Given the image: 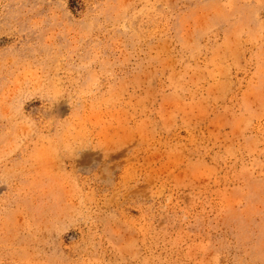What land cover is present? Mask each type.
Returning a JSON list of instances; mask_svg holds the SVG:
<instances>
[{
    "label": "rangeland",
    "instance_id": "rangeland-1",
    "mask_svg": "<svg viewBox=\"0 0 264 264\" xmlns=\"http://www.w3.org/2000/svg\"><path fill=\"white\" fill-rule=\"evenodd\" d=\"M0 264H264V0H0Z\"/></svg>",
    "mask_w": 264,
    "mask_h": 264
}]
</instances>
